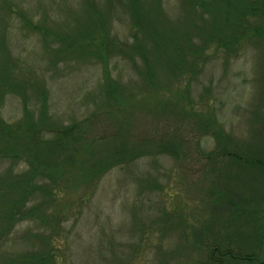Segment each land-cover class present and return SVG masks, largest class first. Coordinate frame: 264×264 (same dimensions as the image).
Segmentation results:
<instances>
[{"label": "rangeland", "instance_id": "rangeland-1", "mask_svg": "<svg viewBox=\"0 0 264 264\" xmlns=\"http://www.w3.org/2000/svg\"><path fill=\"white\" fill-rule=\"evenodd\" d=\"M99 1L104 23L116 37L107 56L111 76L123 84L122 89L117 85V104L109 103L104 91L102 58L89 49H68L82 42L92 25L84 0H0V121L14 129L30 114L38 131L41 111L48 121L42 124L50 128L94 118L92 131L100 136L90 146L95 155L112 147L113 134L126 138L129 151L134 140L140 142L152 129L178 138L184 143L181 159L148 154L111 166L87 194L78 189L58 195L53 189L52 195L67 203L54 238L63 264H206L204 243L244 236L238 226L233 231L227 227L232 208L227 196L239 200L249 195L264 208V199H259L264 197L262 179L246 171L231 177L226 168L235 174L236 163L207 157L223 150L222 140L207 126L210 122L231 138V150L264 144V41L245 44L238 54L210 48L196 57L199 44L194 43L207 22L185 12L180 0H163L158 7L157 0H141L150 21L157 20L173 40L154 46L148 29L143 45L151 54L154 78L168 97L167 87H189L190 92V104L187 99L181 104L187 114L174 107L155 117L139 106L141 99L159 96L143 91V61L133 49V36L141 33L134 31L131 14L120 2ZM28 21L40 28L34 31ZM5 142L3 146H12ZM12 147L7 155L0 150V181L8 175L36 179L39 171L30 163L34 148ZM99 157L93 156L97 161ZM39 182L43 186L48 181ZM43 199L39 191L34 203ZM2 202L7 204V198L0 197ZM45 209L51 211V206ZM50 232V226L34 219L17 225L11 237L15 248L38 246L40 236L49 238Z\"/></svg>", "mask_w": 264, "mask_h": 264}, {"label": "trees", "instance_id": "trees-1", "mask_svg": "<svg viewBox=\"0 0 264 264\" xmlns=\"http://www.w3.org/2000/svg\"><path fill=\"white\" fill-rule=\"evenodd\" d=\"M107 1L114 4L120 2L121 7L128 9L132 23L137 27L134 31L141 33V37L134 34L133 49L143 61V91L147 92L146 94L159 96H155L153 100L150 97L145 100L141 99L139 106L149 115L155 117L160 115V111L167 110L169 112L174 107L179 108L181 113L187 114L188 112L181 104H186L187 98L190 96L189 87L184 91L167 87L170 96L168 97V94L162 91L163 86L159 85V81L154 78L157 76L154 64L150 60L151 54L143 45L145 44L143 39L148 33V29L153 33L154 46H157L158 43H172L173 40L166 31L158 28L157 20L156 23L150 21V16L147 15L141 0ZM162 1L157 0L155 6L158 7ZM164 1L169 2L170 0ZM99 2V0H84L85 8L91 13L89 14L92 18V25L87 28L84 40L75 43V47L73 45L68 49L77 52L89 49L102 58L107 80L104 91H106L109 103L113 101L117 104L116 100L119 99L117 85L122 89L123 84L111 76L107 56L110 49H113L116 44V37L111 34L110 27L104 23L105 18ZM180 2L185 12L200 16L202 22H207V29L202 34L198 32L199 41L194 43L199 44L196 46V57H202L210 48L224 50L228 55L238 54L245 44L257 40L264 41V0H180ZM27 23L34 31L40 28L30 21ZM185 40L190 44L188 36L185 37ZM183 60L184 58L181 56L180 61ZM183 65L186 66V63ZM190 65L193 63L187 66ZM173 89L174 91H172ZM42 90L44 88L40 90L41 93ZM156 92L159 94H155ZM188 101L190 104V100ZM169 104L172 105L169 106ZM180 111L175 113H180ZM32 119L29 114V117L26 120L23 119L24 121L14 129H10L2 120L0 121V150L7 155L9 150L13 151L12 146L15 144L26 148V151L34 148L35 158L34 161L30 160V163L35 170L39 171L36 179L8 175V179L0 181V197L4 200L7 198V204L0 203V264H61L62 261L59 258L61 247L56 243L57 239L54 238V235L58 231V225H61L67 203L66 200L63 202V199L58 198L57 194L66 195V192L78 189L83 194H87L108 168L129 163L143 155L168 154L181 159V155L184 153V143L178 141V138L161 135L156 129H152L143 133L140 142L134 140L135 143L132 144L130 151L124 145L126 138L113 134L111 136L114 143L112 147L103 149V153L99 152V155H95L90 146L92 143L97 145L98 143L95 141L100 136L95 135L92 131V126L96 125L94 118H87L68 125L58 123V126L50 128L43 125L48 121L46 114L41 111L38 131L32 128L34 124ZM207 126L212 135L222 140L219 145L223 147V150L207 154L208 159L229 158L232 163H236L238 166V171L235 174H231L226 168V173L231 177L237 176L238 172L246 171L252 176H258L259 180L262 179L261 184H264V144L252 149L251 146L244 147L243 151L231 150L229 148L230 142H232L231 138L225 136V133L217 125L210 122ZM4 138L5 143L12 146H3ZM96 153L98 154V152ZM13 155L19 157L16 154ZM93 156H100L97 159L102 160L97 161ZM52 167L60 168V170H52ZM38 178L48 181L47 184L41 186ZM155 182H153L154 185H156ZM246 187L248 186L246 185ZM53 189L57 194L52 195ZM43 190L47 193H43ZM11 191L18 192L17 196L10 193ZM39 191L43 194L44 199L37 204L34 203V200ZM10 196L12 197L8 203ZM227 197V203L232 206L229 211L227 227L233 231V226H238L239 231L243 230L244 236L236 237L235 241V238L229 239V235L228 238L222 237L223 240L215 238L211 242L204 243V248L208 253L206 264H264V208L260 206L261 202L258 201V198H251L249 195L241 197L239 200L231 197L228 200ZM259 199L263 200L264 197ZM253 200L255 202H251ZM45 206H51V211L45 209L42 212ZM262 208L263 212L260 211ZM232 211L234 212L231 224ZM34 219L50 226L51 235L49 238L40 236L42 243L38 246L24 243L21 248H15L16 241L11 237L13 229L22 222ZM234 243H237V250L232 247Z\"/></svg>", "mask_w": 264, "mask_h": 264}]
</instances>
